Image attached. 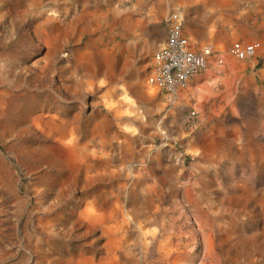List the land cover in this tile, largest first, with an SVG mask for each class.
Masks as SVG:
<instances>
[{
    "label": "rangeland",
    "instance_id": "1",
    "mask_svg": "<svg viewBox=\"0 0 264 264\" xmlns=\"http://www.w3.org/2000/svg\"><path fill=\"white\" fill-rule=\"evenodd\" d=\"M118 2L0 0V264H264L261 110L197 172Z\"/></svg>",
    "mask_w": 264,
    "mask_h": 264
},
{
    "label": "crops",
    "instance_id": "2",
    "mask_svg": "<svg viewBox=\"0 0 264 264\" xmlns=\"http://www.w3.org/2000/svg\"><path fill=\"white\" fill-rule=\"evenodd\" d=\"M122 1L117 7V13L124 15L120 29L131 44L145 45V51L156 46L154 52L167 37L168 16L180 15L188 47L194 51L211 49L207 67L178 89L173 106L172 121L184 124L185 128H195L186 122L185 113L189 110L196 113L197 130L188 139V149L194 152L197 172L213 170L214 164L206 161L212 149L216 151V159H223L244 148L242 134L247 131L248 109L261 110L262 119L256 118L254 139L264 136V0ZM162 24L160 35L157 29ZM254 41L259 47L251 57L240 59L229 50L233 45ZM100 57L109 66L110 58ZM177 124L174 130L181 134ZM188 201L183 204H198L200 198L190 197ZM183 211L182 219L188 226L204 229L203 219L197 213L190 209ZM207 213L213 220L214 211L207 209ZM208 246L207 242L205 249Z\"/></svg>",
    "mask_w": 264,
    "mask_h": 264
},
{
    "label": "built area",
    "instance_id": "3",
    "mask_svg": "<svg viewBox=\"0 0 264 264\" xmlns=\"http://www.w3.org/2000/svg\"><path fill=\"white\" fill-rule=\"evenodd\" d=\"M182 18L175 16L170 25L165 41L152 53L149 83L156 87L163 96L164 105L168 108L176 104L180 87L196 73L207 67V56L211 54L209 47L194 51L188 47L187 38L181 31ZM259 47L258 42L233 45L230 52L237 58L251 57ZM187 122L196 123V113L187 111Z\"/></svg>",
    "mask_w": 264,
    "mask_h": 264
},
{
    "label": "clouds",
    "instance_id": "4",
    "mask_svg": "<svg viewBox=\"0 0 264 264\" xmlns=\"http://www.w3.org/2000/svg\"><path fill=\"white\" fill-rule=\"evenodd\" d=\"M33 63H35V62L33 61ZM85 207H86V205H85Z\"/></svg>",
    "mask_w": 264,
    "mask_h": 264
}]
</instances>
